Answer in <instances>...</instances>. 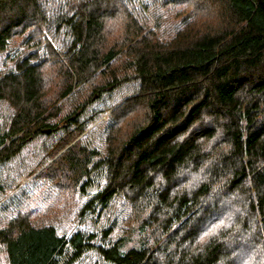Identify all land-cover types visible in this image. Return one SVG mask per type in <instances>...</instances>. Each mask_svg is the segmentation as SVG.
<instances>
[{
    "label": "trees",
    "instance_id": "16d2710c",
    "mask_svg": "<svg viewBox=\"0 0 264 264\" xmlns=\"http://www.w3.org/2000/svg\"><path fill=\"white\" fill-rule=\"evenodd\" d=\"M1 58L0 201L30 144L46 160L0 206V264H264V0H0ZM127 84L103 147L77 140ZM116 200L115 241L59 234Z\"/></svg>",
    "mask_w": 264,
    "mask_h": 264
},
{
    "label": "rangeland",
    "instance_id": "374dc122",
    "mask_svg": "<svg viewBox=\"0 0 264 264\" xmlns=\"http://www.w3.org/2000/svg\"><path fill=\"white\" fill-rule=\"evenodd\" d=\"M134 9L136 11L135 13L141 17V14H139L138 9L136 7H134ZM168 9L172 10V7H169ZM169 10H166L164 8L163 11L164 13L167 14V17L171 16L168 13L170 12ZM150 21L151 22L141 21L144 25L145 33L154 27V24L152 22L153 21L152 17L150 18ZM1 61H4V59L2 58L0 59L1 66L6 65L5 62H1ZM135 92H136V86L133 84H127L113 92L105 94L101 99L97 100L93 105H91L86 110L84 115L81 117V120L86 124V130L82 135H80L77 138V140L82 138L84 142L90 145L96 144L100 148H102L103 147L102 140L107 132L108 123H110L109 122L110 116L113 114V112L116 109L119 108V106L124 102V100L127 97L135 94ZM78 96H79L78 98L84 99L86 96V91H83V93ZM73 106H74V102H72L71 99L70 100L67 99L64 102L63 114L65 115L69 113L71 111V108H73ZM3 107L4 105L0 103L1 111H3ZM119 125L121 124L119 123ZM60 134L62 135L61 131H59L57 135L56 134L53 135L52 139H50V142L51 140L56 141L60 137ZM41 143L42 140H37L36 142H33L28 146V148H26V151H24L22 155L14 161L13 165L15 167L12 166V168L16 169L15 172L21 169L20 170L21 172L17 174L18 176L16 183H18V185L16 189L14 190L8 189L6 191L4 198H2L0 201V206H5L8 203L9 199L14 194H16V192L21 187L27 185L32 179L33 175L31 174V171L35 169V167L39 162H42L45 159L44 151L40 149ZM61 152L62 151H60L59 153ZM97 189L98 188L96 187L91 189L90 195L95 194V192H97ZM79 199L81 203H83L86 200V197H79ZM9 207L11 208V210H14L13 212H15V209H19L14 205H10ZM4 208L2 209V212ZM5 213L8 214V211H6ZM127 215H128L127 207L123 206L121 200H116L113 202L112 206L108 209L107 214L103 215L100 219L95 220L96 219L95 217H93L92 215H88L87 218L84 221H82V219H79L78 215L73 214L68 219L64 220L62 223L58 225V232L60 235L69 237L75 230L82 228L83 230H86L88 232L97 233L98 237L101 238L102 230L106 229L109 225H114L115 230L111 235V240L115 241L123 234L124 226L122 220L123 218L127 217ZM100 238H98V240H100ZM95 255L96 254L93 251H90L86 253V255L75 264H90L93 260H95L96 258Z\"/></svg>",
    "mask_w": 264,
    "mask_h": 264
}]
</instances>
